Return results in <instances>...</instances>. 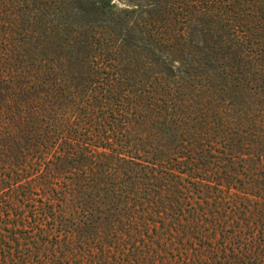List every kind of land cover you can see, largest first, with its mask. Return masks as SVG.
<instances>
[{"label":"trees","instance_id":"1","mask_svg":"<svg viewBox=\"0 0 264 264\" xmlns=\"http://www.w3.org/2000/svg\"><path fill=\"white\" fill-rule=\"evenodd\" d=\"M246 3L0 0V264H264Z\"/></svg>","mask_w":264,"mask_h":264},{"label":"rangeland","instance_id":"2","mask_svg":"<svg viewBox=\"0 0 264 264\" xmlns=\"http://www.w3.org/2000/svg\"><path fill=\"white\" fill-rule=\"evenodd\" d=\"M118 3H122L121 1ZM133 5V4H129ZM246 7L250 16L253 17L254 21L256 22L257 26L262 27L264 26V0H247ZM264 28V27H263Z\"/></svg>","mask_w":264,"mask_h":264}]
</instances>
